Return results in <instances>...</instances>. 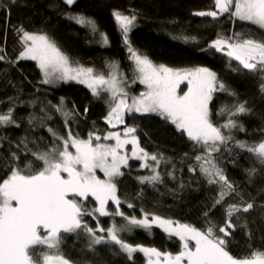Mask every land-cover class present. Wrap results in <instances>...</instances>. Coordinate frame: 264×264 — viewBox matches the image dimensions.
Wrapping results in <instances>:
<instances>
[{
  "label": "trees",
  "instance_id": "1",
  "mask_svg": "<svg viewBox=\"0 0 264 264\" xmlns=\"http://www.w3.org/2000/svg\"><path fill=\"white\" fill-rule=\"evenodd\" d=\"M7 3L8 0L0 3V55L4 56L0 60V113L14 108L13 116L19 127H0V180L7 178L12 152L21 154L23 160L26 150L21 141L27 143V148L32 151H44L53 140L49 129L66 135L68 128L65 127L64 112L75 113L74 119L67 122L81 138H87L89 132L96 130L101 136L112 131L104 121L109 111L106 92L96 97L90 89L79 84L64 81L57 85L41 83L44 79L37 65L32 61L19 60L24 50L22 36L17 31L21 27L29 33L49 37L75 67L93 68L95 72L107 75L109 65L116 62L128 80L126 88L137 96L144 87L138 81L132 83L135 65L129 46L157 65L173 69L207 67L236 94L234 97L221 92L213 95L209 104L213 121L225 123L227 115L216 114L225 104L247 102L251 112L233 117L245 131L232 129L231 134L236 140L250 145L264 139V131H261L264 129V93L260 90V79L242 66L240 71H234L233 67L238 62L231 61L230 67L226 56L209 47L218 33L225 36L233 32L258 35L259 30L247 22L229 19L228 14L216 20L194 15L215 10L214 0H75L72 5H67L64 0H17L10 9L5 7ZM114 12L129 16L135 13L137 16L136 26L127 33V44ZM79 16L93 21L95 30L70 18ZM193 37L194 40L191 39ZM62 99L63 111H57ZM126 126L136 128L134 134L140 147L150 156L156 155L159 164L149 160V167H144L139 161L130 160L127 167H121L124 175L116 178V195L125 214L137 218L144 213L155 214L204 229L206 210L211 209L209 216L218 226H223L227 204H240L243 197L245 202L254 201V209L232 217L238 225L246 223L247 228L237 227L232 232L228 238L229 251L241 256L250 251L249 245L264 250V211L260 210L264 205V165L255 155L236 148L232 152L224 150L213 154L214 162L223 169L240 195L227 196L223 206L212 208L219 185H209L200 174L199 167L195 172L189 171L190 166L197 165L195 155L202 153L186 133L178 131L156 114L126 113ZM224 132L228 134L227 129ZM228 146L232 147V142ZM253 168L256 172L250 178L249 170ZM155 173L160 174L162 183L140 182L141 177ZM97 175L104 178L99 171ZM128 203L134 206L129 208ZM89 206L97 205L92 200ZM114 207L109 201V209ZM236 216L241 219L236 221ZM85 219L91 227H96L97 221L92 217ZM114 219L117 225L125 223L122 217ZM99 221L107 229L113 217H99ZM120 235L133 246L156 248L172 254L181 250L182 242L178 237H170L156 226L150 230L132 227L130 232ZM87 245L86 235L66 234L62 250L75 264H149V258L139 251L132 253V259H129L128 254L115 244L95 245V251H90Z\"/></svg>",
  "mask_w": 264,
  "mask_h": 264
},
{
  "label": "snow or ice",
  "instance_id": "2",
  "mask_svg": "<svg viewBox=\"0 0 264 264\" xmlns=\"http://www.w3.org/2000/svg\"><path fill=\"white\" fill-rule=\"evenodd\" d=\"M16 2L17 0H8L5 7L10 9ZM64 2L72 5L75 0ZM214 7L215 10L200 11L194 15L216 20L228 14L229 19L247 22L259 30L258 35L233 32L225 36L218 33L209 47L226 56L230 67L231 61L238 62L233 67L234 71H240L242 66L256 75L261 82L260 90L264 93V0H214ZM113 15L127 44V33L136 26L137 16L135 13L129 16L120 12H114ZM70 18L95 30L94 22L83 16ZM17 31L24 44L19 58L38 63L45 77L41 83H50V78L59 73L58 79L85 84L93 96L100 97L101 92L108 93L106 102L109 111L105 121L110 127L116 128L117 125L124 124L125 113H154L170 122L178 131L186 133L202 153L195 155L197 165L190 166L189 171L195 172L199 167L200 174L209 185H219L212 208L223 206L227 196L240 195L223 169L214 162V153L241 149L255 155L260 164L264 165V139L250 145L246 141L236 140L231 134L232 129L245 131L243 125L233 117L251 112L246 106L247 102L236 101L222 106L216 114L227 115L223 124H217L211 118L209 104L214 93L221 92L233 97L236 94L209 68L173 69L163 64L157 65L129 46L135 63L132 83L138 81L145 86V91L132 96L129 102V93L126 91L128 80L119 71L116 62L109 65L107 75L95 72L93 68L77 67L74 70L69 58L49 37L29 33L23 27ZM3 59L4 56L0 55V60ZM62 105L63 99L57 111H63ZM14 111V108H9L6 113H0V127H19L13 116ZM64 115L65 127L68 128L66 135L49 129L53 140L46 150L32 151L27 148V143L21 141L26 150L23 160L21 154L11 153L7 178L0 180V264H75L62 250L66 234L77 237L86 235L90 251H95V245L115 244L128 254L129 259H132V253L142 252L149 258V264H264L262 249L249 245L248 253L236 256L230 253L228 247V238L232 232L237 227L247 228L246 223L238 225L232 217L236 213H248L254 209V201L245 202L241 197L240 204L228 203L223 226H218L209 216L211 209L206 210L204 229L155 214L144 213L141 218L127 215L121 210V200L116 195V178L124 175L121 167H127L129 159H151L158 165V157L150 156L139 146L138 138L134 135L135 127L126 126L122 133L112 131L103 136L96 130L89 132L87 138H81L70 129L67 122L74 119L75 113L64 112ZM225 129L228 134H225ZM229 142H232V147L228 146ZM129 144L132 145L131 156L125 152V146ZM144 167L149 165L145 164ZM98 171L103 173V179L97 175ZM255 172V168L249 170L250 178ZM140 182L163 181L160 174L155 173L141 177ZM92 200L96 202V207L89 206ZM109 201L115 205L111 210ZM133 206L128 203L129 208ZM260 210L264 211V205L260 206ZM103 216L113 217L112 224L107 229L100 225L99 217ZM117 216L122 217L125 223L117 225L114 219ZM85 217L96 220V227H91ZM240 219V216H236V221ZM153 226L163 229L170 237H178L182 242L181 250L172 254L156 248L133 246L120 235L130 232L132 227L150 230ZM248 235L251 239V232Z\"/></svg>",
  "mask_w": 264,
  "mask_h": 264
},
{
  "label": "rangeland",
  "instance_id": "3",
  "mask_svg": "<svg viewBox=\"0 0 264 264\" xmlns=\"http://www.w3.org/2000/svg\"><path fill=\"white\" fill-rule=\"evenodd\" d=\"M30 43V42H29ZM19 57H20V55H19ZM19 60H25V61H32V62H34L36 65H37V68L39 69V71L41 72V74H42V76H43V79H45V77H44V74H43V72L41 71V69L39 68V66H38V63L36 62V61H34V60H31V59H20L19 58ZM133 60V59H132ZM133 62H134V60H133ZM71 64V63H70ZM134 65H135V63H134ZM71 67L75 70L77 67H75V66H73V64L71 65ZM136 75H138V73H135ZM59 76V73H56L54 76H52L50 79H51V82L50 83H48V84H51V85H57V84H59L61 81H64V80H60V79H58L57 77ZM64 82H71V83H75V84H79V85H82V86H84V87H86V88H88L85 84H82V83H77L75 80H68V81H64ZM143 87H144V91H145V86L143 85V84H141ZM89 89V88H88ZM126 91H128V93H129V102H131V97L132 96H137V95H135V94H133L132 92H130L127 88H126ZM108 94V93H107ZM215 94V93H214ZM213 94V95H214ZM138 114H141V113H138ZM147 114H154V113H147ZM125 115H126V113H125ZM124 115V116H125ZM105 121V120H104ZM106 122V121H105ZM107 124V123H106ZM108 125V124H107ZM109 126V125H108ZM110 127V126H109ZM111 129H112V131H121V133L123 132V129L125 128L124 127V124H120V125H117V127L116 128H112V127H110ZM112 131H110V132H112ZM135 135V134H134ZM136 136V135H135ZM137 137V136H136ZM138 138V137H137ZM103 143H115L114 141H102ZM140 146V145H139ZM131 148H132V145H126L125 146V152L127 153V155L128 156H131ZM74 151V150H73ZM130 160H136V161H139L140 163H141V165H145V164H147V162L149 161V160H151V159H148V160H142V159H129L128 160V162L130 161Z\"/></svg>",
  "mask_w": 264,
  "mask_h": 264
}]
</instances>
